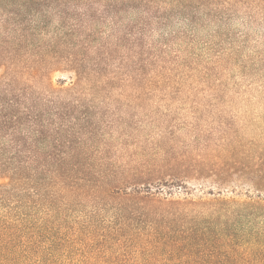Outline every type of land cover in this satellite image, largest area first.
Masks as SVG:
<instances>
[{
  "label": "trees",
  "instance_id": "trees-1",
  "mask_svg": "<svg viewBox=\"0 0 264 264\" xmlns=\"http://www.w3.org/2000/svg\"><path fill=\"white\" fill-rule=\"evenodd\" d=\"M245 2L0 0V264H123L163 248L185 264L261 262V246L209 221L263 209L264 128L241 177L214 173L210 199L176 172H127L107 143L112 95L141 82L264 98V19L230 15ZM25 3V17L3 7Z\"/></svg>",
  "mask_w": 264,
  "mask_h": 264
},
{
  "label": "rangeland",
  "instance_id": "rangeland-1",
  "mask_svg": "<svg viewBox=\"0 0 264 264\" xmlns=\"http://www.w3.org/2000/svg\"><path fill=\"white\" fill-rule=\"evenodd\" d=\"M245 1L243 7L230 10L232 17L252 15L264 19V0ZM3 7L19 12L20 17L30 13V3L23 6L4 4ZM131 87L137 90L112 95L111 102L118 108L111 117L118 121L107 134L109 161H118L115 165L127 164V172L148 167H155L163 173L176 172L195 191L193 193L210 199L218 196L219 187L211 182L214 173L238 179L244 174L239 173L246 171L244 165L255 159L252 152L243 157L242 150L248 148L245 144L251 146L255 143L264 128V120L260 122V117L264 116V98L258 102L253 99L254 103H250L235 95L218 93L213 97L205 83L193 82H141ZM218 162L225 166L217 165ZM226 168H229V174L224 172ZM203 176L209 178L206 180ZM245 188L239 187V190L245 191ZM248 192L254 196L252 191ZM222 195L234 194L226 190ZM222 222H227L224 224L226 231L235 241L246 235L248 243L245 245L254 249L261 246L257 253L264 255V207L258 212L246 209L234 212L229 218L211 219L209 228L214 231ZM195 255L191 257L194 263L204 262L201 254ZM189 259L180 251L163 248L153 254L144 250L131 258L130 263L185 264ZM261 263L264 264V257L259 263L242 264Z\"/></svg>",
  "mask_w": 264,
  "mask_h": 264
}]
</instances>
